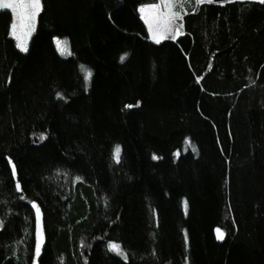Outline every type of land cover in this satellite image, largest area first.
<instances>
[{"label": "trees", "instance_id": "1", "mask_svg": "<svg viewBox=\"0 0 264 264\" xmlns=\"http://www.w3.org/2000/svg\"><path fill=\"white\" fill-rule=\"evenodd\" d=\"M156 1L42 0L26 53L0 10V264H32V202L37 264H264V4L156 44Z\"/></svg>", "mask_w": 264, "mask_h": 264}, {"label": "snow or ice", "instance_id": "2", "mask_svg": "<svg viewBox=\"0 0 264 264\" xmlns=\"http://www.w3.org/2000/svg\"><path fill=\"white\" fill-rule=\"evenodd\" d=\"M230 2H235V0H195V5L199 7L206 3H219L223 6ZM256 2L264 4V0H256ZM184 8V0H160V3L141 5L138 11L147 24L151 39L156 44H160L164 40H175L182 34L184 28L182 21L183 16L186 14ZM0 10H10L11 22L8 35L15 40V47L26 53L28 51V41L36 27L37 18L43 10L42 0H0ZM177 21H181V23H177ZM59 43V40H57L58 45ZM88 75L91 74L88 73ZM57 95L59 96V93ZM126 107L130 108L132 105H126ZM40 138L46 139V136L41 133ZM114 158L119 162L118 148L114 153ZM153 158L156 159L157 157L154 156ZM8 163L11 165V176L16 177L17 168L15 163L12 162L11 158H9ZM15 188L17 191H22L19 180L16 181ZM32 208L35 209V239L32 264H37L44 243V223L40 207L32 202ZM2 228L3 221H0V229ZM216 233L218 240L224 239L225 234L221 229L217 228ZM109 249L118 252L122 256L124 255L122 251H119V246L116 244H110Z\"/></svg>", "mask_w": 264, "mask_h": 264}, {"label": "rangeland", "instance_id": "3", "mask_svg": "<svg viewBox=\"0 0 264 264\" xmlns=\"http://www.w3.org/2000/svg\"><path fill=\"white\" fill-rule=\"evenodd\" d=\"M195 1V0H194ZM235 1H244V0H235ZM249 1H256V0H249ZM157 3H160V0L157 2ZM151 3H147V4H143V5H150ZM186 10H187V8H186V6H185V8H184V12H186ZM10 11V10H9ZM141 15V14H140ZM38 19V18H37ZM144 21V20H143ZM177 23H181V21H177ZM146 24V23H145ZM146 26H147V24H146ZM36 27H37V23H36ZM36 27H35V30H36ZM148 28V27H147ZM35 30H34V32H35ZM34 32H33V34H34ZM149 33V32H148ZM32 34V35H33ZM31 38H32V36H31ZM31 38H30V40H31ZM149 38H150V41L151 42H153V43H155L152 39H151V36H150V34H149ZM177 39V38H176ZM175 39V40H176ZM30 40L28 41V48H29V44H30ZM175 40H171V39H169V40H164V41H175ZM164 41H162V42H164ZM60 43H59V45L57 44V49H58V51H59V53L61 54V56L62 57H64V58H69L70 56H71V49H70V44H69V42L68 41H66V40H63V41H59ZM161 42V43H162ZM25 53V52H24ZM90 78V77H89ZM116 152V151H115ZM120 154H121V151H120V149H119V157H120ZM120 250V249H119ZM123 257H125L124 255H123Z\"/></svg>", "mask_w": 264, "mask_h": 264}, {"label": "crops", "instance_id": "4", "mask_svg": "<svg viewBox=\"0 0 264 264\" xmlns=\"http://www.w3.org/2000/svg\"><path fill=\"white\" fill-rule=\"evenodd\" d=\"M159 0H157L156 2H152L151 4H153V3H157ZM184 3H185V6H186V8H187V10H186V14H188L189 13V11H191L192 9H195L197 6L195 5V1L194 0H184ZM185 14V15H186ZM184 15V16H185ZM183 16V17H184ZM183 33V32H182Z\"/></svg>", "mask_w": 264, "mask_h": 264}]
</instances>
